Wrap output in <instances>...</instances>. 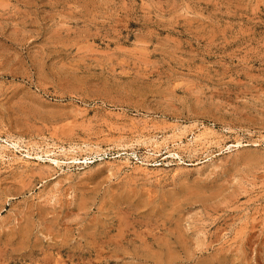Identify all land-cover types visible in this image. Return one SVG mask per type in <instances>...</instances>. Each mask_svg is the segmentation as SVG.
<instances>
[{
  "label": "rangeland",
  "instance_id": "rangeland-1",
  "mask_svg": "<svg viewBox=\"0 0 264 264\" xmlns=\"http://www.w3.org/2000/svg\"><path fill=\"white\" fill-rule=\"evenodd\" d=\"M0 264H264V0H0Z\"/></svg>",
  "mask_w": 264,
  "mask_h": 264
},
{
  "label": "bare ground",
  "instance_id": "bare-ground-1",
  "mask_svg": "<svg viewBox=\"0 0 264 264\" xmlns=\"http://www.w3.org/2000/svg\"><path fill=\"white\" fill-rule=\"evenodd\" d=\"M200 134H201V133H200ZM202 134H203V133H202ZM196 135H198V134H196ZM204 136H205V135H204ZM206 136H207V135H206ZM213 136H215V135H213ZM195 137H196V136H195ZM202 137H203V135H202ZM193 138H194V137H193ZM197 138H198V137H197ZM194 139H195V138H194ZM194 139H193V140H194ZM199 139H200V138H199ZM155 140H156V139H155ZM193 140H192V141H193ZM195 140H196V139H195ZM197 141H198V140H197ZM200 141H202V140H200ZM208 141H211V140H208ZM157 142H158V141H157ZM176 142H177V141H176ZM190 142H191V141H190ZM178 143H179V142H178ZM191 143H192V142H191ZM193 143H194V142H193ZM207 143H208V142H207ZM210 143H211V142H210ZM213 143H214V142H213ZM231 143H232V142H231ZM239 143H240V142H239ZM233 144H234V145H237L238 142L232 143V145H233ZM193 145H196V144H193ZM208 145H211V144H208ZM208 145H207V146H208ZM232 145H231V146H232ZM188 147H189V146H188ZM204 147H205V146H204ZM51 149H52V148H51ZM51 149H50V150H51ZM224 149H225V148H224ZM53 150H54V149H53ZM47 151H48V149H47ZM51 151H52V150H51ZM54 152H55V151H54ZM165 155H166V154H165ZM169 155H170V154L168 153V156H169ZM1 156H2V155H1ZM170 156H171V155H170ZM175 156H176V155H175ZM55 161H56V160H55ZM56 163H58V162H56ZM155 164H156V163H155ZM157 164H158V163H157Z\"/></svg>",
  "mask_w": 264,
  "mask_h": 264
}]
</instances>
